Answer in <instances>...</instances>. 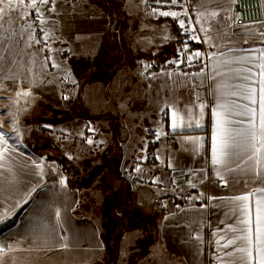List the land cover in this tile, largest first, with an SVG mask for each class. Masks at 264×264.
<instances>
[{
    "label": "crops",
    "instance_id": "0c3cea01",
    "mask_svg": "<svg viewBox=\"0 0 264 264\" xmlns=\"http://www.w3.org/2000/svg\"><path fill=\"white\" fill-rule=\"evenodd\" d=\"M118 3L119 28L114 29L115 36L104 44V72H99L98 68L87 70L88 64L83 61L101 55L97 47L99 40L111 31L108 15L93 3L87 8L75 7L69 0H60L57 4V44L61 52H67L65 58L72 78L69 80L78 84L72 99L73 110L83 96L88 103L85 115L70 122L82 129L78 136L93 150L103 145L114 147L111 154L115 155L109 158L113 168L125 155L124 175L118 171L122 179L129 169L139 167L145 178L140 190L155 189L145 181L155 183L185 171L208 170L212 183L207 188H197L192 196L194 203L177 208L167 204L165 199L175 196L174 193L160 192L156 197V202L163 206V210L156 213L161 218L160 242L176 252L180 264H232L240 254L225 255L233 248L224 249L217 241L224 243V239L237 235L244 227L240 223L244 219L241 202L234 198L253 194L247 203L254 215L256 201L264 198V171L254 178L252 162L243 151L230 167L212 165L211 137L215 125L212 111L221 95L218 83L231 81L238 86V92L250 83L242 79L247 75L244 69L250 68V64L223 62L256 57L259 53L250 50L264 49V0H260L263 20L240 26L235 25L233 0H188L193 24L207 56L214 54V59H208V69L196 77L182 76L165 67L176 50L178 35L172 29L173 21L150 14L145 9V0H118ZM212 12L217 15L212 16ZM145 66L153 72L148 74ZM81 68L84 70L79 71ZM215 69L228 75L218 76ZM81 74L86 77L107 75L112 85L99 90L96 83L88 92L87 82L77 79ZM51 84L41 82L35 88V96H40V100L54 110ZM231 91L230 87L225 90L224 102L247 103L231 95ZM201 102L206 106L202 127L187 129V135L202 143H185V134L178 136L170 129L173 106L183 113L185 105L191 103L197 106L194 110L198 113ZM54 111L57 122L63 123L65 108ZM149 128L155 130L151 146L147 136ZM157 133H160L159 138ZM60 135L62 144H65V135L76 136L65 131ZM6 147L11 151L0 160V221H3L0 222V247H4L0 264H58V260L49 263L48 256L68 250L103 253L98 226L86 219L90 209L85 212L78 209L80 193L61 183L64 178L56 164L45 161L33 147L9 144ZM117 149H125L122 156L117 155ZM83 158L87 157L83 155ZM147 159L151 161L145 164ZM36 163H41L42 171L35 167ZM166 209L168 212L163 213ZM57 210L59 219L55 215Z\"/></svg>",
    "mask_w": 264,
    "mask_h": 264
},
{
    "label": "rangeland",
    "instance_id": "374dc122",
    "mask_svg": "<svg viewBox=\"0 0 264 264\" xmlns=\"http://www.w3.org/2000/svg\"><path fill=\"white\" fill-rule=\"evenodd\" d=\"M14 3L18 2L14 1ZM73 6L87 8L89 4L86 1H78L74 2ZM24 11L26 10L21 7L17 9V12L21 14ZM16 14L13 13V15ZM48 23L51 26L49 29L52 42V47H49L50 53L52 59L54 58L58 64V72L55 75L48 73L43 59L44 50L36 48L34 41L13 36L10 42L5 40V43L0 45V57H2V63H0V126L5 134L4 139L11 146L33 147L41 156L61 154L72 161L76 159L77 166H85L86 173L83 176V183L87 187L79 192L78 209L82 212L90 209L87 213L89 215L86 214V219L96 222V225L99 222L103 196L108 201L110 200L109 209L111 211H114L115 202L120 205L128 202L132 207V210L124 213L122 225L120 223L122 215L117 219V215L113 213L111 221L115 226L114 229L112 232L110 230L107 233L102 232V238L106 242L111 240L110 237L116 240L117 247L114 254L68 250L48 256L49 263L58 260V264H180L176 252L160 242L161 218H158L156 214L163 210V206L156 202V197L161 194L160 191L151 188L140 190L141 185L131 190L134 188L122 179L118 172L122 167V161H119L114 168L113 163L109 161L110 156L115 155L111 154L113 146L103 145L93 150L92 146L85 145L83 137L78 136L82 133L81 128H76L72 122H57L59 119L56 120L54 110L62 111L66 108L76 91L66 95V98L62 95V82L72 79L67 58H65L67 52H61L57 44L56 16L48 20ZM21 25H24V21H17L16 30L24 36L27 33V26L21 27ZM46 81L52 83L51 99L54 110L41 101L40 96H35V88L41 82ZM25 92L29 94L25 96ZM44 98H46L45 94ZM63 131L76 136L70 138V135H65V144H62L60 132ZM116 151L118 156H122L120 149ZM83 155L87 158H83ZM133 168L135 170L137 167ZM131 173L132 171L127 175ZM142 175L144 178V172ZM123 185L125 189H120ZM106 214L109 215V212ZM99 232L101 234V231Z\"/></svg>",
    "mask_w": 264,
    "mask_h": 264
},
{
    "label": "snow or ice",
    "instance_id": "6c2138e0",
    "mask_svg": "<svg viewBox=\"0 0 264 264\" xmlns=\"http://www.w3.org/2000/svg\"><path fill=\"white\" fill-rule=\"evenodd\" d=\"M56 0H31L26 6L28 11H24L22 14L17 12V9L23 4V0H19L18 3H14V0H0V45L5 43V40L11 41L13 36L19 39H27L34 41L36 44L45 43L50 38L49 28L51 27L45 17V14L51 11H55L54 5ZM157 4L163 6H177L178 0H156ZM235 2V0H233ZM48 6V7H45ZM182 7V5H181ZM29 11H35V17L29 16ZM13 13H17L13 15ZM161 16H171L179 19L181 15H187L183 12L175 11H161L158 13ZM212 16H216V12L211 13ZM39 20L40 31L43 36L38 37L35 35L36 20ZM23 20L24 25L27 26V33L21 36V33L16 30L17 21ZM199 23V21H197ZM181 28L185 27V20L179 19ZM21 25V27H24ZM201 31L207 32V29L201 28ZM186 31L195 32V29H186ZM6 33V35H5ZM264 35V33H262ZM202 38H197V42H201ZM31 45L29 44V47ZM51 51L50 48L46 49ZM250 51L258 52L256 57H240L226 59L223 63L226 65H235L241 63L250 64L251 67L244 69L247 75L242 79L249 81L247 85L243 86V91L238 92L236 89L238 86L231 83V81L218 83L217 88L220 91V98L217 100L214 109L212 111V117L214 118V129L211 137V163L214 166L230 167L232 161L240 154L241 151L248 153L247 160L252 162V173L254 178H258L262 171H264V49H252ZM201 52L195 51L188 53L187 46L178 54L177 59L169 61L168 63L179 64L187 62L188 66H192L194 60L201 59ZM209 60L214 59V54L208 57ZM47 62V57L45 58ZM0 63H2V57H0ZM52 67H58L55 59L51 61ZM148 66H145L147 70ZM207 67V65H205ZM216 75L226 76L228 73H221L219 69H215ZM203 70H201V75ZM185 75L196 77L195 73H187ZM215 79V77H214ZM236 79V77H233ZM231 88V95H237L243 101L240 105H233L228 102H224L223 96L226 89ZM29 93L25 92L27 96ZM197 100L200 99L197 95ZM196 105L189 103L185 105V111L182 113L178 108L173 106L170 119V129L178 136L185 134L187 136L185 143L199 144L201 141L194 140L190 135H187V129L192 127H202L201 121L204 117L205 105L201 102L199 112H195ZM241 109V110H237ZM167 115V112H165ZM242 117V119H236L235 117ZM16 130V129H14ZM4 133L2 132V126H0V160H3L8 152L11 150L6 147L7 140L4 139ZM160 133H157L159 138ZM89 143L92 141L89 140ZM159 159V157H157ZM2 166V165H0ZM35 167L42 169L41 163H36ZM140 172L141 169L137 167L135 169ZM64 181L62 180L61 183ZM156 182V181H154ZM250 195L247 194L234 198L236 201H240V210L244 215V219L240 221L244 225L243 228L238 230V234L233 237L224 239V243L217 241V244L224 249L233 248L232 252H225V255L232 256L234 253H239L237 260H234L232 264H264V198L258 199L255 204V212L253 215L249 201ZM27 203V201H25ZM57 219L60 218V212L57 210L55 213ZM3 222V221H0ZM236 231V230H233ZM239 241V243H237ZM10 247V246H9ZM4 251V247H0V252Z\"/></svg>",
    "mask_w": 264,
    "mask_h": 264
},
{
    "label": "built area",
    "instance_id": "2783aa9c",
    "mask_svg": "<svg viewBox=\"0 0 264 264\" xmlns=\"http://www.w3.org/2000/svg\"><path fill=\"white\" fill-rule=\"evenodd\" d=\"M14 1L19 2V0H14ZM30 2L31 0H23V4L20 7L28 11L26 6ZM58 2H60V0H56L55 2L54 5L55 11L49 10V12L45 14L47 21L56 15V9H57L56 7ZM37 3L39 4V0H37ZM145 9L150 14H153L157 17L163 19L166 18L174 19L176 20L179 26L180 34H181V42L176 47L173 56L169 58L168 61L166 62L165 64L166 69H168L169 71H174L182 76H188L185 75L187 73H195L197 75H200L201 70L206 71L208 69V56L202 44V40L201 42H197V38H201V36L199 35L197 29L193 24L188 0H178L177 6H163V7L157 4L156 0H145ZM161 11H175V12L187 13V15H181L179 17V19L185 20V27L184 28L180 27L179 19L173 18L171 16L159 15L158 13ZM233 14L236 17L235 25L237 26L256 24V23H260L263 20L260 0H236L233 5ZM29 16L35 17V11H29ZM36 28L37 31L35 35L38 37H42L43 34L40 31L38 19L36 20ZM189 28L195 29L196 31L195 32L186 31V29ZM49 37L50 38L47 40L46 45L43 41L40 44H36L35 42L34 43L36 48L44 50L43 59L45 65L47 66L48 73L51 75H55L58 72V68L51 66L52 54L46 50L47 48L52 47L51 36L49 35ZM185 46H187L189 54L195 51H200L202 54L201 59L194 60L192 62V66H188L187 62L181 63L179 64V66H177L175 63H168L169 61L176 60L178 54L185 48ZM46 57H47V62L45 61ZM205 65H207V67H205ZM146 71L148 74H151L153 72L152 69H148ZM77 88H78V84L76 82L71 80H65L62 82L61 85L62 95L66 98V95L74 93L75 91H77ZM147 134L148 137H150L149 146H151L152 139L155 136V130L149 128L147 130ZM128 176L134 185H141L144 182L142 172L138 173L136 172V170H134V168L132 169V173L129 174ZM211 183L212 181L209 171L200 170V171H185L176 176H169L168 180L156 181L155 183H152V185L156 190L160 192L170 193V194L174 193L175 195L181 197L186 201H192L193 197L191 194V190L197 189L199 187L207 188Z\"/></svg>",
    "mask_w": 264,
    "mask_h": 264
},
{
    "label": "trees",
    "instance_id": "16d2710c",
    "mask_svg": "<svg viewBox=\"0 0 264 264\" xmlns=\"http://www.w3.org/2000/svg\"><path fill=\"white\" fill-rule=\"evenodd\" d=\"M69 1L74 3V2H78V1H82V0H69ZM83 1H86L88 4L93 3L99 10L103 11L104 13H106L108 15L109 26L111 28V31L108 33V35L105 38L100 39L101 41L99 40L100 43H99V45H97V47H98V50L100 51L101 55L99 57H89L83 61V63L88 64L87 70H92L93 68H98L99 72H104V69L106 66L104 55H103L104 51L106 49V45H104V44H106L113 36H115L116 32H114V29L117 28L119 25L118 18L116 17L117 10L119 9V3H118V0H83ZM108 6H109V9H108ZM165 20L173 21L172 22L173 23L172 29H175L176 33L178 35L177 40H176V47H177L179 45V43L181 42V34H180L179 26H178L176 20H174V19H165ZM83 70H84V68L79 69V71H83ZM80 78L84 79L87 82L88 92L93 89V85L96 83L98 85L99 90H104V89L108 88L110 85H112V84H109L107 75H102L100 77H96V76L86 77V76L81 74V75L77 76V79H80ZM83 97L84 98H82L80 100V102L76 104L74 110H73L74 107H72V104H73L72 101L70 103H68V105L69 104L70 105H69V107L67 106L65 108V112L63 114L64 122H70L73 118L79 119V118H82L83 114L85 115V110L88 109V103H87V99L85 98V96H83ZM102 100H103V98H102ZM73 102H74V100H73ZM122 150L123 149H121L120 152H122ZM42 156H44L43 159L45 161L56 164L57 168L62 173L65 185L69 190H76V191L80 192L81 189H86L87 186H85L83 183V176H85V173H86L85 172V166L79 167L75 164L76 163L75 161H72L69 158H67L66 156L61 155V154H58V155H50L49 154V155H42ZM147 160L148 161L145 164H147L149 161H151L150 159H147ZM120 161H122V160L120 159ZM125 165H124V167H125ZM122 170H123V167L120 168L119 172H121L122 175H124ZM131 171H132V168L129 169V172H131ZM127 178H129L128 175L123 176V179H125L126 181H127ZM145 182L152 185V183H150L149 181H145ZM88 187H90V186H88ZM120 189H125V186H121ZM131 190H134V189H131ZM197 190L198 189L191 190L192 196H194V194ZM108 193H110V191H108ZM165 199H166L167 204L174 206V207H177V208L188 205L189 203L190 204L194 203L193 199H192V201H186V200L182 199L181 197H178L177 195L166 196ZM109 201H108V199H105V196H103V198L101 200V204H100L99 222H97V226L99 228V231H101L100 236H101L102 244H103L104 249H105L104 254H106L107 252L114 254L116 252L115 251V249L117 247L116 242H115L116 240H114V239H112V237H110L111 240H107V242H106L102 238V232L103 231H105L107 233L110 230V232H112V230L115 227V226H113L114 224L112 225L113 221H111V219H113V216H112L113 213H115L117 215V219L119 218L120 215H122V219L120 220V223L122 225L124 213L132 210L131 204H129L128 202L124 203V205H120L119 203L115 202L114 208H113L114 211H111L109 209L110 208L109 207ZM93 210H94L93 212L96 213V210L95 209H93ZM106 212H109V215H107ZM164 212H168L167 209L165 211H163V213ZM117 219H115L116 223H118ZM104 241H105V243H104Z\"/></svg>",
    "mask_w": 264,
    "mask_h": 264
},
{
    "label": "water",
    "instance_id": "95a60500",
    "mask_svg": "<svg viewBox=\"0 0 264 264\" xmlns=\"http://www.w3.org/2000/svg\"><path fill=\"white\" fill-rule=\"evenodd\" d=\"M124 150H125V149H124ZM124 161H125V155H124L123 160H122V165L124 164ZM127 181L129 182V184H130L132 187L134 186L133 182H132L129 178H127Z\"/></svg>",
    "mask_w": 264,
    "mask_h": 264
}]
</instances>
